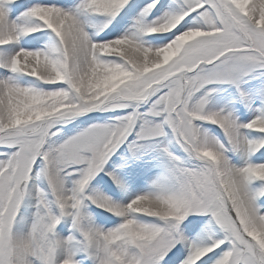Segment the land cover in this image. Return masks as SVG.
<instances>
[{
  "label": "snow or ice",
  "instance_id": "6c2138e0",
  "mask_svg": "<svg viewBox=\"0 0 264 264\" xmlns=\"http://www.w3.org/2000/svg\"><path fill=\"white\" fill-rule=\"evenodd\" d=\"M0 264H264V0H0Z\"/></svg>",
  "mask_w": 264,
  "mask_h": 264
}]
</instances>
